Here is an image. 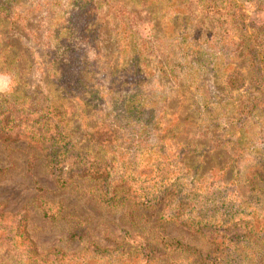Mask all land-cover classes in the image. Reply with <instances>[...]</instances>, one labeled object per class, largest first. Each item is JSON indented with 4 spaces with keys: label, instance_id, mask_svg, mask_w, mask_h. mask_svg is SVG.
Here are the masks:
<instances>
[{
    "label": "trees",
    "instance_id": "1",
    "mask_svg": "<svg viewBox=\"0 0 264 264\" xmlns=\"http://www.w3.org/2000/svg\"><path fill=\"white\" fill-rule=\"evenodd\" d=\"M48 1L0 0V72L22 82L20 93L0 95V141L21 140L38 148L57 188L73 178H86L95 181L105 203L120 209L134 200L151 208L162 203V222L197 232L213 230L209 234L213 250L197 254L195 261L171 257L170 253L192 248L176 239L164 241L170 264H264V145L249 144L255 161L246 176V171L234 169L243 151L238 134L203 141L205 134L190 135L184 128L179 137L181 131L176 133L165 120L161 102L133 80L141 74L139 53L133 56L125 49L123 53L109 33L108 56L100 55L102 23L90 22L95 8H69L57 15L58 10L44 6ZM220 1L221 5L202 0L203 11L217 14V19L223 15L233 17L231 22L240 20L234 0ZM249 1L264 10V0ZM237 24L246 26L242 21ZM249 28L252 39L220 50L235 75L250 73L244 84L231 88L255 93L246 97V110L264 107V22ZM111 56L120 63L113 65ZM214 155L225 158L210 163ZM35 203L50 219L62 217L59 201L37 196ZM236 223L242 226L241 233H224ZM84 235L82 222L72 220L68 238ZM130 238L125 240L132 245L136 264L167 263L161 259L164 251L139 237ZM27 247L30 251L31 245ZM97 251L92 247L90 253ZM105 251L130 253L121 244Z\"/></svg>",
    "mask_w": 264,
    "mask_h": 264
},
{
    "label": "rangeland",
    "instance_id": "2",
    "mask_svg": "<svg viewBox=\"0 0 264 264\" xmlns=\"http://www.w3.org/2000/svg\"><path fill=\"white\" fill-rule=\"evenodd\" d=\"M37 1L43 0H29L32 4ZM216 1L218 5L222 4L220 0ZM48 2L44 6L58 10L57 15H64L69 8H95L91 10L94 12L90 15V22L102 23L103 43L99 44V54L108 56L109 33L112 41L118 39L116 47L117 44L122 47L123 53L124 49L133 56L135 51L139 53L141 74L135 75L133 80L161 102L165 120L175 126L176 133L181 131L179 137H182L184 128L190 135L205 134L203 141L238 134L243 151L237 155L234 169L243 173L253 165L255 150L249 144L264 145V136L261 137L264 133V107L243 108L246 97L248 100L255 93L231 88L245 83L250 74L249 65L245 60L244 72L248 74L235 75L236 71L225 63L220 50L252 39L254 35L249 36V25L259 26L264 22L263 9L253 6L249 0H234L239 10L238 21L246 24L241 26L238 21L231 22L232 16L231 19L221 15L217 19V14L206 13L201 6L202 0ZM108 6L110 10H107ZM35 23L39 22L36 20ZM224 33L226 37H223ZM66 38L73 40L71 34ZM110 61L118 65L121 60L111 56ZM21 91L22 82L16 81L12 92ZM239 124V129H233ZM212 126L214 129L209 128ZM224 158V155H214L209 161L221 163ZM248 173L246 171L245 175ZM100 191L95 181L86 178H73L64 187L57 188L38 148L21 140L0 141V264H136L132 259V245L125 240L132 239V236L158 247L160 252L164 251L161 259L166 258V264L173 262L170 260L172 256L195 261L197 254L204 255L213 250L209 240L212 229L197 232L172 221L162 222V203L151 208L134 200L130 202L132 205L125 204L120 209L105 203ZM37 196L59 201L63 208L62 217L50 219L44 215L35 203ZM76 218L82 222L85 235L80 239H69V225ZM242 231V226L236 223L224 233ZM20 232L23 234H17ZM169 238L181 241L193 251L173 252L169 254L171 257L167 256L168 249L162 245ZM28 244L31 245L30 251ZM119 244L130 253L124 256L105 251ZM92 247L98 250L96 255L90 253Z\"/></svg>",
    "mask_w": 264,
    "mask_h": 264
},
{
    "label": "clouds",
    "instance_id": "3",
    "mask_svg": "<svg viewBox=\"0 0 264 264\" xmlns=\"http://www.w3.org/2000/svg\"><path fill=\"white\" fill-rule=\"evenodd\" d=\"M15 84V78L11 73L0 72V95H10Z\"/></svg>",
    "mask_w": 264,
    "mask_h": 264
}]
</instances>
